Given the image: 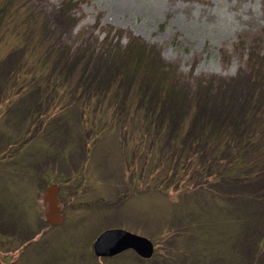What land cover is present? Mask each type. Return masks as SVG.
I'll list each match as a JSON object with an SVG mask.
<instances>
[{
	"label": "rangeland",
	"instance_id": "374dc122",
	"mask_svg": "<svg viewBox=\"0 0 264 264\" xmlns=\"http://www.w3.org/2000/svg\"><path fill=\"white\" fill-rule=\"evenodd\" d=\"M25 1L46 39L38 60L46 70L35 87L41 117L25 136L34 135L32 142L13 145L14 111L8 124L0 123V264H264V246L253 256L264 233V177L239 186L201 177L189 187L191 168L198 171L195 152L183 156L171 144L175 130H167L153 159L152 137L139 140L146 128L138 127V110L123 112L124 101L114 102L122 86L113 85L115 59L131 39L158 53L182 92L203 83L229 93L236 84L244 90H236L239 98L256 80L264 85V0ZM37 35L11 51L5 68H17L13 60L34 51ZM122 85L130 100L137 84ZM116 119L130 128L112 127ZM171 179L180 183L170 186ZM51 183L61 188L65 219L49 229L42 193ZM206 197L221 206L207 211ZM238 218L247 230L241 243L229 237ZM116 227L152 240L153 256L127 250L96 257L93 240ZM240 253L243 263L236 262Z\"/></svg>",
	"mask_w": 264,
	"mask_h": 264
},
{
	"label": "trees",
	"instance_id": "16d2710c",
	"mask_svg": "<svg viewBox=\"0 0 264 264\" xmlns=\"http://www.w3.org/2000/svg\"><path fill=\"white\" fill-rule=\"evenodd\" d=\"M37 23L25 0H0V123L8 124L9 113L13 114V111L16 113L14 119L17 120V124L19 123V129L17 127L18 132L14 137L12 134L11 136L13 139H18L13 145L19 144V148L32 142L34 135L25 140L26 132L32 127L35 130L38 123L34 124L36 121L34 118L41 117L36 108L39 103H42V99L34 97L37 96L35 87H42L40 80L46 70L45 66L38 63L39 54L45 49L46 39L42 40L40 37L43 30L38 28ZM38 33L39 36L37 35L34 39V51H29L28 54L25 51L21 52L18 60H13V64L17 65V68H5L4 63H7V58H10L11 51L21 44L28 43V40L33 39L32 36ZM117 57L113 66L115 72L113 85L122 86L121 93L123 94L120 97L118 94V98H115L114 102L117 104L124 101L122 104H126V106L123 107V112H126L131 105L133 111L134 109L138 110L137 113L140 117L137 122L142 125L138 127L141 130L146 128L140 132L139 140L142 144L145 137H152L149 140V145H156L151 148V153L154 149L165 145L163 137L168 134L167 130H171V132L175 130V134L169 133L174 135L171 144L180 147L183 156L195 152L192 165L196 166L198 171L196 173L194 172L195 168H191L192 174L189 175L193 182L188 185L189 187L192 185L194 188L195 185H198L201 177L207 180L219 178V182L237 183L238 186L264 177L263 84H259V81L256 80L254 85H251L249 93L243 95L245 92H242L239 98L236 95L238 92L236 90L238 89L239 92L244 90L236 84L235 87L232 86V90L235 91L225 93L224 90H213L211 86L210 89L205 88L202 83L196 92L188 94L186 91L182 92V88L178 87L171 73L164 70L163 61L158 57V53L153 52V49L145 43L131 39L124 53ZM89 62H91V58L87 60V63ZM9 63L11 64L12 60ZM17 76H22L23 79L19 81ZM51 78V76L45 77L47 82ZM24 79L30 81L26 83ZM17 81L19 82L17 83ZM125 82L129 86L133 83L137 84L133 87L135 91L132 92L130 100L126 99L127 90H124L126 88L122 85ZM31 87L33 88L31 89ZM27 89L30 90V93L25 91ZM26 94H28V100H24ZM17 104H21V106L16 107ZM62 109L60 108V111ZM24 110H26L25 113ZM36 115L39 117H35ZM110 118L112 117L110 116ZM116 120L115 124L111 123L112 127L130 128L128 123ZM21 121L22 123H20ZM130 124L134 125L132 118H130ZM26 129L28 130L26 131ZM163 129L165 130L162 132ZM194 145L201 146V150H194ZM9 146L10 144L6 149ZM184 150H186L185 153ZM128 158L130 157L128 156ZM152 158H157L154 152ZM194 173L196 174L194 175ZM179 183L178 179H171L170 186L175 184L177 186ZM209 194L211 195V193ZM208 199L210 198L206 197L201 206L207 211L211 212L221 206L219 204L216 206ZM241 207L239 208L240 213L246 216ZM235 221V225H238L236 226L237 230L231 232L229 237H232L235 242H244L247 233V230L244 229L245 222L239 218ZM263 246L264 233L256 243L254 260L258 258L256 255ZM243 256L244 254L240 253L236 262L238 263L239 260L243 263Z\"/></svg>",
	"mask_w": 264,
	"mask_h": 264
},
{
	"label": "water",
	"instance_id": "95a60500",
	"mask_svg": "<svg viewBox=\"0 0 264 264\" xmlns=\"http://www.w3.org/2000/svg\"><path fill=\"white\" fill-rule=\"evenodd\" d=\"M57 190V185L51 184L42 195L44 217L50 225H58L63 221ZM127 249H133L142 258H150L154 251L153 243L147 237L121 228L103 230L93 242V251L98 257L114 256Z\"/></svg>",
	"mask_w": 264,
	"mask_h": 264
},
{
	"label": "flooded vegetation",
	"instance_id": "af4514ba",
	"mask_svg": "<svg viewBox=\"0 0 264 264\" xmlns=\"http://www.w3.org/2000/svg\"><path fill=\"white\" fill-rule=\"evenodd\" d=\"M63 189V188H62ZM59 190H61V188H60V186H59ZM59 190H58V192H59ZM70 190H65V192H68V194H70V192H69ZM58 197H59V195H58ZM59 204H60V207H61V209H60V211H61V213L63 214V209H62V203H61V201H60V197H59ZM63 216H64V214H63ZM47 224V227L49 228V229H52V227L54 228V227H56V226H50V225H48V223H46ZM41 233V232H40ZM24 242H26V241H24ZM10 263H12V260L10 261V262H8V264H10Z\"/></svg>",
	"mask_w": 264,
	"mask_h": 264
}]
</instances>
